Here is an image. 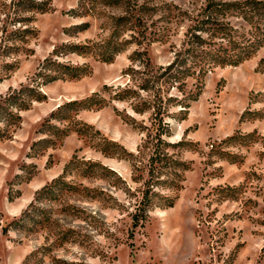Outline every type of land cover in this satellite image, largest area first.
<instances>
[{
  "label": "rangeland",
  "instance_id": "rangeland-1",
  "mask_svg": "<svg viewBox=\"0 0 264 264\" xmlns=\"http://www.w3.org/2000/svg\"><path fill=\"white\" fill-rule=\"evenodd\" d=\"M50 1L37 12L0 0V104L32 83L42 93L10 107L16 123L0 118V264H264V46L215 67L199 98L186 99L195 79L178 88L154 75L207 0ZM137 2L148 8L133 11ZM115 42L122 50L101 59ZM64 44L92 50L53 54ZM50 56L87 72L42 83ZM163 147L184 163L178 188L155 187L174 204L135 226ZM26 210L28 224L4 232Z\"/></svg>",
  "mask_w": 264,
  "mask_h": 264
},
{
  "label": "trees",
  "instance_id": "trees-1",
  "mask_svg": "<svg viewBox=\"0 0 264 264\" xmlns=\"http://www.w3.org/2000/svg\"><path fill=\"white\" fill-rule=\"evenodd\" d=\"M105 2L108 5L122 4V0H105ZM128 2L130 3V0ZM144 3L139 4L137 2L136 5L139 7L134 6L133 11L148 8ZM15 5H17V9L45 12L50 9L51 1L15 0ZM232 17L241 18L247 23V26L242 24L236 26L231 19ZM126 19L125 15L120 16L117 18V23L122 24ZM129 19L131 20V18ZM87 25L84 23L77 27H86ZM22 30L24 33L29 31L27 28ZM22 32L13 30V35L9 38H15L16 35L23 37ZM112 42L113 39H109L105 48H107V44L110 46ZM123 44L122 42H115L112 46L113 52L106 53L108 51L105 50V52L100 53L101 59L105 61L114 59L116 53L122 50ZM262 46H264V0H207L194 23L188 27L182 44L175 51L174 59L166 67H158L159 72L154 75V82L160 83L161 86L171 83L181 88L187 85L189 78H193L195 79V89L187 93L186 99L196 100L203 91L205 78L210 71L217 66L239 65L253 56ZM87 50L88 52L92 50V46L88 44H64L55 48L53 54L69 51L86 52ZM146 64L147 67L151 66L149 59ZM86 72L85 67L62 63L50 56L41 63L36 76L44 79L42 83H47L57 79L78 78ZM39 85L40 83L37 85L32 83V86H22L10 93L5 98L4 103L0 104V118L6 117L9 124L16 123V120L20 119L21 116L15 114L10 107L16 105L19 108H24L27 106L29 98L42 96V93L38 91ZM155 85L147 83L143 88H150ZM169 99L174 100L172 96ZM161 105H163L162 102ZM184 106L188 107L189 102H186ZM3 132L0 131V138L5 136V131ZM172 144L180 143L164 141V147ZM164 147L159 152L156 151L155 155L151 157L152 168L149 169V178L144 183L145 189L142 193V199L132 217L135 226L140 221L147 219L150 210L154 207H167L174 204L175 197L163 195L155 190V187L159 185L160 187L178 188L180 186L178 169L184 163L167 153ZM59 181L57 180L53 184L56 185ZM50 191L51 189L48 187L44 188L43 191L39 192L38 198L42 199ZM30 216H32L31 212L24 211L19 219L4 226V232H7L13 224L16 227L26 226ZM28 258L24 264H28Z\"/></svg>",
  "mask_w": 264,
  "mask_h": 264
}]
</instances>
